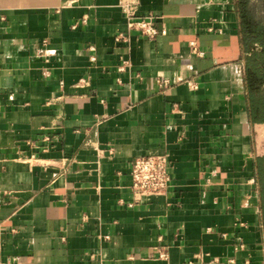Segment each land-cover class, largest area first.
<instances>
[{"label":"crops","instance_id":"0c3cea01","mask_svg":"<svg viewBox=\"0 0 264 264\" xmlns=\"http://www.w3.org/2000/svg\"><path fill=\"white\" fill-rule=\"evenodd\" d=\"M121 1L0 0V264H264L242 0H130L152 39ZM154 155L170 188L135 203Z\"/></svg>","mask_w":264,"mask_h":264},{"label":"built area","instance_id":"2783aa9c","mask_svg":"<svg viewBox=\"0 0 264 264\" xmlns=\"http://www.w3.org/2000/svg\"><path fill=\"white\" fill-rule=\"evenodd\" d=\"M121 7L128 20L129 27L131 30L139 32L141 35L148 38H155L160 34H166L163 30L160 32L154 23V17L140 18L137 14V7L134 2L130 0H122ZM118 42L127 43L129 38L126 34H120L117 37ZM194 51L203 56L204 52L197 50L195 44ZM93 50V48H90ZM92 61H95L94 56ZM80 83H84L82 80ZM188 85L192 90L198 88L197 84L193 81H188ZM159 87L165 88L169 85L167 80L158 81ZM172 164L168 155H154V156H143L139 157L133 164L131 170V191L134 196V202L139 203L146 197L163 194L168 191L171 185ZM159 257L163 260H168L169 255L166 251H160Z\"/></svg>","mask_w":264,"mask_h":264},{"label":"trees","instance_id":"16d2710c","mask_svg":"<svg viewBox=\"0 0 264 264\" xmlns=\"http://www.w3.org/2000/svg\"><path fill=\"white\" fill-rule=\"evenodd\" d=\"M248 1L242 0L241 3L246 51V81L253 121L264 123V22L256 21L248 10Z\"/></svg>","mask_w":264,"mask_h":264},{"label":"rangeland","instance_id":"374dc122","mask_svg":"<svg viewBox=\"0 0 264 264\" xmlns=\"http://www.w3.org/2000/svg\"><path fill=\"white\" fill-rule=\"evenodd\" d=\"M254 12L256 13L257 19L264 20V0L260 1Z\"/></svg>","mask_w":264,"mask_h":264}]
</instances>
